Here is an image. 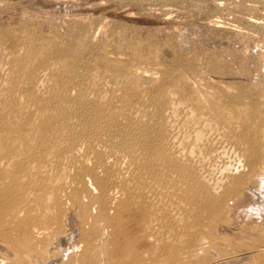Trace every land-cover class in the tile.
<instances>
[{"label": "bare ground", "instance_id": "1", "mask_svg": "<svg viewBox=\"0 0 264 264\" xmlns=\"http://www.w3.org/2000/svg\"><path fill=\"white\" fill-rule=\"evenodd\" d=\"M8 23H0V237L18 254L43 264L51 244L73 233L64 219L78 204L86 253L106 231L115 264H264V248L214 230L264 143L250 108L160 84L153 68L124 57L78 61Z\"/></svg>", "mask_w": 264, "mask_h": 264}, {"label": "rangeland", "instance_id": "2", "mask_svg": "<svg viewBox=\"0 0 264 264\" xmlns=\"http://www.w3.org/2000/svg\"><path fill=\"white\" fill-rule=\"evenodd\" d=\"M7 20L9 29L78 61L124 57L154 69L160 84L221 93L250 108L264 129V0H0V23ZM260 150L244 193L226 200V224L214 228L252 248H264V143ZM77 206L73 221L64 219L73 233L51 244L43 264H115L106 231L86 253L79 230L85 207ZM10 246L0 237V264H39Z\"/></svg>", "mask_w": 264, "mask_h": 264}]
</instances>
